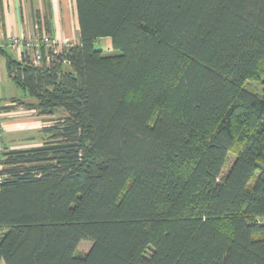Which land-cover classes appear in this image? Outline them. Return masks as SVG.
<instances>
[{
  "label": "trees",
  "instance_id": "trees-1",
  "mask_svg": "<svg viewBox=\"0 0 264 264\" xmlns=\"http://www.w3.org/2000/svg\"><path fill=\"white\" fill-rule=\"evenodd\" d=\"M75 6L78 43L7 57L63 115L2 155L0 264H264V0Z\"/></svg>",
  "mask_w": 264,
  "mask_h": 264
},
{
  "label": "crops",
  "instance_id": "crops-1",
  "mask_svg": "<svg viewBox=\"0 0 264 264\" xmlns=\"http://www.w3.org/2000/svg\"><path fill=\"white\" fill-rule=\"evenodd\" d=\"M49 6V27L44 29V0H0V114L6 150L23 151L42 146L44 128L55 117L42 115L23 105L34 103L35 100L9 76L7 57L19 63L23 58L31 59L32 51L25 46L27 40L44 35L58 39L70 38L75 43L79 41L75 0H49ZM11 37L22 40L24 45L20 49L11 48Z\"/></svg>",
  "mask_w": 264,
  "mask_h": 264
},
{
  "label": "built area",
  "instance_id": "built-area-1",
  "mask_svg": "<svg viewBox=\"0 0 264 264\" xmlns=\"http://www.w3.org/2000/svg\"><path fill=\"white\" fill-rule=\"evenodd\" d=\"M36 29H38V26H36ZM9 45L11 48H17L20 49L24 44L22 43V40L18 38L11 37L9 39ZM61 45V49L65 47H69L72 45L70 40H62L61 42L56 41L53 37L44 36L42 38H34L32 40H27L25 46L32 51L31 54V61L34 65H39L42 60V52L41 49L45 48L53 50L54 53H56L58 50H60L58 47ZM49 61V58H47ZM5 151L4 143H3V134H2V118L0 114V170L3 168L2 166V155Z\"/></svg>",
  "mask_w": 264,
  "mask_h": 264
},
{
  "label": "rangeland",
  "instance_id": "rangeland-1",
  "mask_svg": "<svg viewBox=\"0 0 264 264\" xmlns=\"http://www.w3.org/2000/svg\"><path fill=\"white\" fill-rule=\"evenodd\" d=\"M53 38H54V37H53ZM54 39H56V41H58V42H61L62 40L67 39V40H70L71 43H73V44L75 43V40L70 39V38H64V39L54 38ZM95 47H96L97 49H101V50H103V52H104L105 54H118V52H116V51L112 48L111 41H110V39H108V38L100 39V40L96 41V43H95ZM58 48L61 49V45H60ZM261 70L264 71V62L262 63V68H261ZM263 73H264V72H263ZM263 77H264V75H263ZM247 88L250 89V90H253V91H255V92H261V91H262L261 85H260L258 82H256V81H255V82H254V81H249V82L247 83ZM61 111H62V110H60V112L56 113V115H55V117H54L53 120H56V119H58L61 115H63ZM45 120H49V119H45ZM230 159L233 160V157H230ZM89 246H90V242L83 241V242L79 245V248H78V249H79V251L84 252V251H87V250H88Z\"/></svg>",
  "mask_w": 264,
  "mask_h": 264
}]
</instances>
